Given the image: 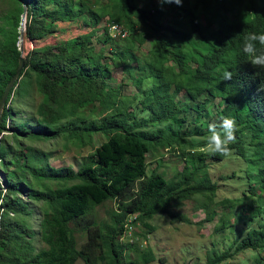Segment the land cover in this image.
<instances>
[{
  "label": "trees",
  "instance_id": "obj_1",
  "mask_svg": "<svg viewBox=\"0 0 264 264\" xmlns=\"http://www.w3.org/2000/svg\"><path fill=\"white\" fill-rule=\"evenodd\" d=\"M15 1L6 26L0 27V97L20 55L23 6L22 0ZM24 1L25 40L55 35L60 22L81 21L89 30L27 50L21 78L5 100L0 116V264H149L155 259L150 247L136 238L123 241L129 225L141 223L145 239L155 230L150 220L157 214L191 223L176 211L187 200L205 212L202 223L212 221L219 206L236 201L238 218L242 207L250 206V218L259 220L241 241L209 256L207 264L245 249H264V68L254 67L242 52L247 32H264V0L166 3L178 14L176 23L166 22L168 10L156 0ZM110 24L120 25L126 35H111ZM148 38L153 39L151 48L140 52ZM117 64L133 79L129 95L124 85L112 83ZM224 69L232 71V80L221 79ZM145 78L152 83L143 88ZM26 80L33 81L41 99L31 117L21 119L11 101L21 97ZM215 99L221 107L214 113L207 106ZM85 111L95 116L87 119ZM225 116L238 126L231 152L246 165L244 175L232 171L222 177L239 176L248 183V193L236 201L215 199L218 185L207 171L208 160L225 158L207 150L208 124ZM3 132L26 150L22 162L8 157L21 152L14 151ZM97 133L105 140L94 146ZM57 136L93 147L90 159L77 168L53 167L48 163L52 152L21 140ZM163 151L182 159V168L170 178L159 171L161 165L148 171L147 156ZM107 201L112 203L109 216L99 219L95 209ZM36 204L35 231L17 216H32ZM77 230L85 233L80 246ZM35 235L43 245L35 246Z\"/></svg>",
  "mask_w": 264,
  "mask_h": 264
},
{
  "label": "rangeland",
  "instance_id": "obj_2",
  "mask_svg": "<svg viewBox=\"0 0 264 264\" xmlns=\"http://www.w3.org/2000/svg\"><path fill=\"white\" fill-rule=\"evenodd\" d=\"M156 2L158 5H161L163 9L168 10V14L164 17L167 23H176L180 20L178 14L172 9H169L166 3L162 4L160 0H156ZM14 5H17L15 0H0V27L6 26V15L13 9ZM199 21L204 24V19L202 17L199 18ZM65 26L68 27L67 30L64 32L58 31L55 35L49 36L43 41L33 42L24 39V53L35 46V44L53 43L57 39L71 38L89 30L81 21L72 22L70 25L66 23ZM98 26L102 28L104 26V21L100 22ZM152 44L153 39L148 38L143 43L140 52L150 49ZM132 81L133 79L123 72L118 64L113 68L112 83H121L124 85L123 91L126 95H129L135 89ZM151 83V78H145L142 87H149ZM40 99L41 96L37 93L33 81L26 80L21 97H14L11 101V105L14 110L17 111V116L21 119H25L31 117V113L34 111ZM220 107L221 103L218 99L210 102L207 106L208 110L214 113L217 112ZM85 115L87 119L95 116V114H89L88 111L84 112V116ZM198 123L199 122L196 124ZM3 133L8 143L13 145L14 151L17 150V152H21L17 156L14 155L16 153L14 152L9 154L8 157L14 161L22 162L24 160L23 154L26 150L18 147L11 133ZM0 137H2V133H0ZM21 140L23 144L38 148L45 153L52 152V155L48 159V163L53 167L68 165L77 168L79 164L85 163L90 159V155L93 151V147H78L73 140H67L63 136L49 139L21 138ZM104 140L105 136L101 133H97L94 137L93 145L95 146ZM147 161L148 171L156 165H161L158 169L159 171H163L167 178H170L175 171L182 168V159L177 158L171 151H163L162 155H148ZM245 167L246 165L242 158L233 152L222 161L208 160V174L211 180L215 181L218 185L215 196L217 201L223 199L235 200V198L242 196V192L248 193V183L239 177L244 175ZM232 171H235L239 176L226 179L222 178L225 175H229ZM21 196L26 199L24 195ZM238 203L239 202L236 201L233 205H223L224 207L219 206L216 208L215 218L212 221L202 223L205 212L197 208L196 201L187 200L181 207L176 208V211L186 215L191 223L182 222L168 215L157 214L150 220V223L155 226V230L147 234L145 239L140 236L141 233H144L145 228L141 223L137 222L133 225H129L126 231L128 235L123 237V239L125 238L123 241L130 238L134 240V238H136L141 246L150 247L155 255V259L149 264H207L209 256L214 253L219 254L229 249L230 245L234 246L235 241H241L246 236L249 228L258 226L259 220L257 218H250L252 217L251 213L253 211L250 206L242 207L241 217H237V213L240 212L241 207ZM37 205L38 204L32 208V216H17L20 222L26 223L35 231L38 228L39 220ZM254 205L255 207H259L260 203ZM111 207L112 203L110 201L96 207V216L99 219L108 218ZM11 217L13 216L11 215ZM217 227L219 229H217ZM76 236L77 245L80 246L85 240V233L77 230ZM33 243L37 247L43 245L37 241V235L34 236ZM130 257H134V254L130 253ZM256 260H259V262L257 263ZM77 264H82V262L79 260ZM219 264H264V249H245Z\"/></svg>",
  "mask_w": 264,
  "mask_h": 264
},
{
  "label": "clouds",
  "instance_id": "obj_3",
  "mask_svg": "<svg viewBox=\"0 0 264 264\" xmlns=\"http://www.w3.org/2000/svg\"><path fill=\"white\" fill-rule=\"evenodd\" d=\"M160 2L162 4H182V0H160ZM258 44L264 46V32H247L243 38L242 52L251 58L250 62L254 67L264 68V50L258 51ZM232 78V71L222 70L221 79L223 81H229ZM261 90H264V86H261ZM207 131L208 135L205 142L207 150L224 157L230 156L232 154L230 145L237 139L238 126L235 119L228 116L222 117L219 122L209 123Z\"/></svg>",
  "mask_w": 264,
  "mask_h": 264
},
{
  "label": "water",
  "instance_id": "obj_4",
  "mask_svg": "<svg viewBox=\"0 0 264 264\" xmlns=\"http://www.w3.org/2000/svg\"><path fill=\"white\" fill-rule=\"evenodd\" d=\"M22 6H23V11L21 13L20 23H19V34H20V36H19V47H18V49L20 51V55H19L17 67H16L13 75L10 77V79L6 83L5 88L3 90V93L0 97V116H1V112H2L3 106L5 104V100L8 96V94L10 93L12 88L17 84V82L21 78V71L23 69L24 62H25V53H24V29H25V26H24V23H25V17H26L28 6L24 0H22Z\"/></svg>",
  "mask_w": 264,
  "mask_h": 264
},
{
  "label": "built area",
  "instance_id": "obj_5",
  "mask_svg": "<svg viewBox=\"0 0 264 264\" xmlns=\"http://www.w3.org/2000/svg\"><path fill=\"white\" fill-rule=\"evenodd\" d=\"M109 31L113 36L120 35L124 37L126 35V31L118 24H110Z\"/></svg>",
  "mask_w": 264,
  "mask_h": 264
},
{
  "label": "crops",
  "instance_id": "obj_6",
  "mask_svg": "<svg viewBox=\"0 0 264 264\" xmlns=\"http://www.w3.org/2000/svg\"><path fill=\"white\" fill-rule=\"evenodd\" d=\"M69 24L70 25V23H72V22H60L59 24H58V26H59V32H64L65 30H67L68 29V27H66L65 26V24ZM68 39V38H67Z\"/></svg>",
  "mask_w": 264,
  "mask_h": 264
}]
</instances>
